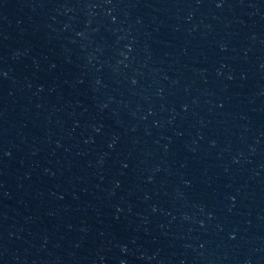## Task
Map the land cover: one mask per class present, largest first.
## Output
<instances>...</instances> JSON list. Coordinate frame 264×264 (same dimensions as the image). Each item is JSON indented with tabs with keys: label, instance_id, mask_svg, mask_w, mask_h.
I'll list each match as a JSON object with an SVG mask.
<instances>
[{
	"label": "water",
	"instance_id": "obj_1",
	"mask_svg": "<svg viewBox=\"0 0 264 264\" xmlns=\"http://www.w3.org/2000/svg\"><path fill=\"white\" fill-rule=\"evenodd\" d=\"M0 264H264V0H0Z\"/></svg>",
	"mask_w": 264,
	"mask_h": 264
}]
</instances>
